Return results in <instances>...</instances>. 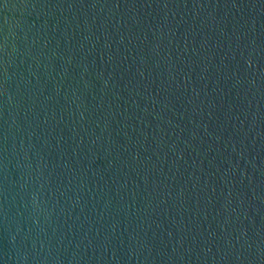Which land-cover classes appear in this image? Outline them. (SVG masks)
Instances as JSON below:
<instances>
[{"label": "water", "instance_id": "obj_1", "mask_svg": "<svg viewBox=\"0 0 264 264\" xmlns=\"http://www.w3.org/2000/svg\"><path fill=\"white\" fill-rule=\"evenodd\" d=\"M0 264H264V0H0Z\"/></svg>", "mask_w": 264, "mask_h": 264}]
</instances>
